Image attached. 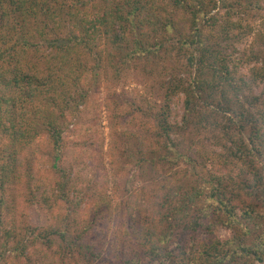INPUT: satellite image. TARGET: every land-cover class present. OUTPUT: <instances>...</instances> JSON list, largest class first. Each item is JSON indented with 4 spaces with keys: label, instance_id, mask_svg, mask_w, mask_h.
Returning <instances> with one entry per match:
<instances>
[{
    "label": "trees",
    "instance_id": "16d2710c",
    "mask_svg": "<svg viewBox=\"0 0 264 264\" xmlns=\"http://www.w3.org/2000/svg\"><path fill=\"white\" fill-rule=\"evenodd\" d=\"M257 263L264 0H0V264Z\"/></svg>",
    "mask_w": 264,
    "mask_h": 264
},
{
    "label": "rangeland",
    "instance_id": "374dc122",
    "mask_svg": "<svg viewBox=\"0 0 264 264\" xmlns=\"http://www.w3.org/2000/svg\"><path fill=\"white\" fill-rule=\"evenodd\" d=\"M132 83L133 82H130V84H132ZM129 85L126 88L128 91H132L135 88H139L140 92H144V89L140 88L136 83H133L130 86ZM151 89L158 90L157 86H154V85H152ZM153 92H155V95L158 96L157 91H153ZM257 92H258V90H257ZM101 98L104 99V96H101ZM178 110H180V109H177V112H178ZM113 112H116L118 115H120L122 117V114H123L122 110H113ZM175 116H176V112L174 111V117ZM128 120L129 119H125L124 121L128 122ZM100 122H101V126H102L100 132H102L103 136H104V151L107 152V148L109 145L108 143L110 140V137H109L110 136L109 135L110 130H109L108 114H107V111L105 109L103 110ZM201 138H203V137H201ZM71 140H73V139H71ZM202 142H203V148L206 150H209L210 148H212L211 146H213V141L206 139V137L202 140ZM26 150H27L28 154L31 155L32 158L38 157L35 155V152H34L35 149L28 147ZM87 152H88L87 148H85L84 151L81 148H76V149H72L71 154H70V156L72 157V159L70 161H71V163H73L75 165V168H78V165H77V162L75 161V159L76 160H82V161L86 162L87 166H89V165L91 166V168H86L85 171L81 170V168L77 169L80 172V174L84 176L85 180L90 179V177L93 173L98 172V170L92 166V161L88 159L91 154L94 155V152L90 151L89 155H86L85 153H87ZM40 169H41V171L39 173L40 176H42L43 178H47L49 176L48 167L45 165H42L40 167ZM36 176H37V178L39 177V175H36ZM20 193L23 194V197L25 195H27L24 192V190L21 191ZM12 194H13V192L11 190L10 198L13 197ZM19 210H21V212L24 211V213L27 215V218L29 219V222L35 227L43 226V225L47 224V222L50 220V213L47 214L46 212H44L39 207L28 208L26 205H24L20 202V209ZM218 238L221 241H227V240L231 239V233L229 231H226V230L219 231L218 232ZM257 264H259V263H257ZM262 264H264V263H262Z\"/></svg>",
    "mask_w": 264,
    "mask_h": 264
}]
</instances>
